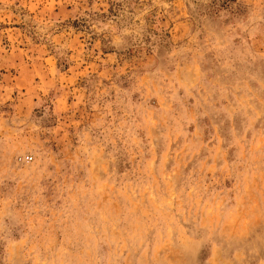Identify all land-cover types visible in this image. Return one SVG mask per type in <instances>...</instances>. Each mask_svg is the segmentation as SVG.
<instances>
[{
	"label": "rangeland",
	"instance_id": "374dc122",
	"mask_svg": "<svg viewBox=\"0 0 264 264\" xmlns=\"http://www.w3.org/2000/svg\"><path fill=\"white\" fill-rule=\"evenodd\" d=\"M0 264H264V0H0Z\"/></svg>",
	"mask_w": 264,
	"mask_h": 264
},
{
	"label": "built area",
	"instance_id": "2783aa9c",
	"mask_svg": "<svg viewBox=\"0 0 264 264\" xmlns=\"http://www.w3.org/2000/svg\"><path fill=\"white\" fill-rule=\"evenodd\" d=\"M31 158H32L31 156L26 157L27 160H29V159H31Z\"/></svg>",
	"mask_w": 264,
	"mask_h": 264
}]
</instances>
